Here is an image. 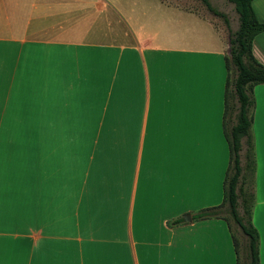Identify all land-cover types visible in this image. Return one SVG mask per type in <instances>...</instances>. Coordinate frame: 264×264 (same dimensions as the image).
<instances>
[{"label":"crops","instance_id":"0c3cea01","mask_svg":"<svg viewBox=\"0 0 264 264\" xmlns=\"http://www.w3.org/2000/svg\"><path fill=\"white\" fill-rule=\"evenodd\" d=\"M202 13L216 36L160 32L115 0H0V264H235L226 221L193 217L229 161L228 33ZM251 52L264 64V29ZM250 95L264 264V83Z\"/></svg>","mask_w":264,"mask_h":264},{"label":"trees","instance_id":"16d2710c","mask_svg":"<svg viewBox=\"0 0 264 264\" xmlns=\"http://www.w3.org/2000/svg\"><path fill=\"white\" fill-rule=\"evenodd\" d=\"M203 1L213 13L222 14L207 0ZM227 1L233 4L237 14V27L228 38V54L224 57L226 78L222 115L229 161L223 176L220 202L199 210L193 217L223 218L230 233L235 264H258V233L251 221L254 155L250 133V108L253 105L250 90L256 83H264V64L252 54L251 41L257 32L264 29V21L255 17L251 0ZM238 206L241 211H238ZM229 218L244 235L242 244L236 238Z\"/></svg>","mask_w":264,"mask_h":264},{"label":"rangeland","instance_id":"374dc122","mask_svg":"<svg viewBox=\"0 0 264 264\" xmlns=\"http://www.w3.org/2000/svg\"><path fill=\"white\" fill-rule=\"evenodd\" d=\"M144 1L147 0H115V2L117 3L118 7L122 10V12L123 11L128 12L130 15L134 17V22H139V21L145 22L148 27L151 24H154L153 26L155 27L159 26L160 32H164V24L169 25V27L173 31L176 26L175 23L181 20L182 26L181 25L179 26L180 28L179 30L185 29L186 31H188L189 33L187 34L189 38L191 37L204 38L205 35H207L208 33L210 35L216 36L214 28L211 26L209 22H207L206 18L203 15H201L203 14L202 12H207L211 14L213 13L210 9H208V7L206 6L203 0H198L197 1L198 4L192 5L195 8H197L198 12H200L199 13L200 15L197 13H193L194 15L185 12L179 13L178 11L180 10H178V8L173 5H169L168 9L166 10H164L163 8L158 9V6L156 4H149ZM207 1L211 5V7L222 13V14L215 13L216 14L215 22H217L219 25L224 27V29L226 30L225 32L228 33L227 36V42H228L229 36L237 27V14L233 8V4L227 0H207ZM192 25L195 28H193ZM169 38L173 39L174 37H169ZM240 155H242V152H240ZM217 194L218 195L216 197V201L217 200L220 201V199L222 198L221 190L219 191V193L217 190ZM238 211H241L240 206H238ZM229 222L233 227V232L236 235V238L238 239L240 244H242L244 235L241 233L238 226L235 223H233V221L230 218H229Z\"/></svg>","mask_w":264,"mask_h":264}]
</instances>
